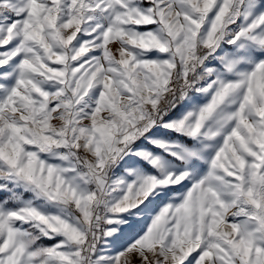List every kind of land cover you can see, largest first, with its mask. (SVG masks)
<instances>
[{
	"label": "snow or ice",
	"instance_id": "1",
	"mask_svg": "<svg viewBox=\"0 0 264 264\" xmlns=\"http://www.w3.org/2000/svg\"><path fill=\"white\" fill-rule=\"evenodd\" d=\"M0 264H264V0H0Z\"/></svg>",
	"mask_w": 264,
	"mask_h": 264
}]
</instances>
